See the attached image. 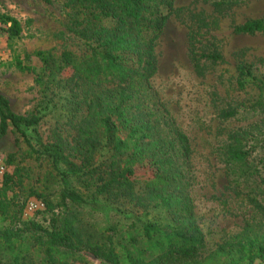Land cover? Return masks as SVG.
<instances>
[{
	"label": "trees",
	"instance_id": "trees-1",
	"mask_svg": "<svg viewBox=\"0 0 264 264\" xmlns=\"http://www.w3.org/2000/svg\"><path fill=\"white\" fill-rule=\"evenodd\" d=\"M67 6L69 29L79 49L39 53L35 83L44 90L68 87L71 140L55 132L45 141L36 134L32 142L27 132H35L44 115L35 109L14 113L0 93V136L11 126L27 156L49 167L42 177L65 185L51 196L38 178L29 187L26 198L41 199L42 212L50 215L48 228L40 234L21 219L25 201L13 194L22 185L21 168L2 177L0 264L85 263L87 255L104 264H264L262 229L246 228L200 255L205 237L191 197V144L150 82L158 65L155 45L173 0H67ZM9 22L8 35L17 36V21ZM235 32H264V19L249 21ZM219 59L218 53L193 55L196 64ZM66 71L70 75L62 78ZM236 85L257 91L244 110L264 112V78L239 64ZM236 113L227 106L219 117L228 121ZM260 127L228 134L218 157L228 180L251 181L248 194L262 205L264 167L255 149L264 141L254 135L261 134ZM71 179L92 187L91 199L100 197L102 203L88 201L85 191L68 184ZM85 208L91 213L108 209L116 219L103 226L90 223L79 210Z\"/></svg>",
	"mask_w": 264,
	"mask_h": 264
},
{
	"label": "rangeland",
	"instance_id": "rangeland-1",
	"mask_svg": "<svg viewBox=\"0 0 264 264\" xmlns=\"http://www.w3.org/2000/svg\"><path fill=\"white\" fill-rule=\"evenodd\" d=\"M216 1L220 0H173L172 13L155 45L157 72L150 79L153 90L191 144V197L205 237L202 256L246 228L264 232L263 196L259 205L258 197L248 194L253 187L251 181L228 180L225 165L218 157V149L228 134L247 126H261V134L254 135L264 141V112L244 110L245 105L253 102L257 91L250 85L243 90L236 85L239 64L247 65L255 76L264 78V32H235L236 27L249 21L264 19V0H224L220 5ZM69 11L67 0L49 3L0 0V93L8 99L14 113L24 114L35 109L44 115L36 131L27 132L32 142L36 134L44 141L55 132L70 140L74 134L65 102L66 95L70 94L68 87L52 86L44 90L35 83V73L41 69L39 53L60 54L79 49L69 29ZM9 19L18 23L17 36L7 33L11 26ZM195 53H218L220 59L201 60L196 64ZM69 75L66 71L61 77ZM227 106L237 110L228 121L219 117ZM16 137L11 126L0 136V166L4 175L21 168L22 185L17 184L13 191L20 202L25 201L21 219L43 234L50 224V215L42 212L44 209L26 210L30 200L44 204L41 199L26 198L29 187L38 184V178L41 185L47 184L51 196L65 183L43 178L49 167L29 158L25 144L16 143ZM255 151L264 167V143ZM143 172L146 171L142 169ZM69 183L78 191H85L88 201L102 203L100 197L91 199L92 187H85L76 179ZM79 210L85 219L99 226L116 219L108 209L96 213L88 208ZM74 264L104 263L87 255L85 263Z\"/></svg>",
	"mask_w": 264,
	"mask_h": 264
},
{
	"label": "built area",
	"instance_id": "built-area-1",
	"mask_svg": "<svg viewBox=\"0 0 264 264\" xmlns=\"http://www.w3.org/2000/svg\"><path fill=\"white\" fill-rule=\"evenodd\" d=\"M4 176L3 166H0V186L2 184V180ZM37 209H44V204L40 201L30 200L26 205V210L29 212L36 211Z\"/></svg>",
	"mask_w": 264,
	"mask_h": 264
}]
</instances>
